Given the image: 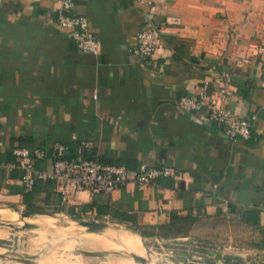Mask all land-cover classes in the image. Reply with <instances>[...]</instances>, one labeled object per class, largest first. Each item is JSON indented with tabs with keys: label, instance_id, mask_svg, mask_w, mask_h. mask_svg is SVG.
<instances>
[{
	"label": "crops",
	"instance_id": "1",
	"mask_svg": "<svg viewBox=\"0 0 264 264\" xmlns=\"http://www.w3.org/2000/svg\"><path fill=\"white\" fill-rule=\"evenodd\" d=\"M149 1L161 38L145 63L136 34L150 12L138 0H73L70 13L101 44L96 55L56 26L62 0H0V211L110 221L156 243H231L251 254L232 264H264V0ZM211 70L233 77L228 107L255 116L249 139L227 142L214 122L178 108ZM56 142L69 157L127 169L169 164L180 177L71 199L46 180L25 191L13 151ZM34 164L48 169L51 160ZM104 226V238L134 235Z\"/></svg>",
	"mask_w": 264,
	"mask_h": 264
},
{
	"label": "built area",
	"instance_id": "2",
	"mask_svg": "<svg viewBox=\"0 0 264 264\" xmlns=\"http://www.w3.org/2000/svg\"><path fill=\"white\" fill-rule=\"evenodd\" d=\"M138 2L146 5L150 14L136 34L137 55L142 61L149 63L159 47L161 29L155 21L151 1ZM73 8V0H62L56 26L66 32L81 53L99 54L101 44L92 32L89 21L82 15L71 14ZM244 60L247 61L246 58ZM234 95L235 86L231 74L227 71L211 70L200 86L178 99L177 106L184 112L198 114L197 119L202 123L214 122L221 128L227 142L245 141L253 132V121L256 118L254 115L249 119L242 117L236 110L228 107ZM90 145L89 141L81 143L83 148H89ZM13 154L18 158L22 170L21 182L25 191L32 190L36 180H46L53 182L56 190L65 199H71L82 191L109 193L128 183L144 187L159 177H180L179 172L169 164L157 168L142 164L138 169H127L120 164L103 163L97 158L69 157L68 147L59 142L46 149H15ZM47 159L51 160L50 168L35 167V161L43 163ZM187 249L207 257L218 253H221V257L230 255L231 258L251 256L248 250L231 243L212 247L205 242L191 240Z\"/></svg>",
	"mask_w": 264,
	"mask_h": 264
},
{
	"label": "rangeland",
	"instance_id": "3",
	"mask_svg": "<svg viewBox=\"0 0 264 264\" xmlns=\"http://www.w3.org/2000/svg\"><path fill=\"white\" fill-rule=\"evenodd\" d=\"M11 212L0 211V264H224L228 258L221 253L207 257L188 250L185 241L156 243L143 230L110 221ZM96 224L98 228H94ZM102 225L125 228L139 239L122 230L107 231L104 238L99 236ZM237 259L249 261L247 256L232 258L229 263Z\"/></svg>",
	"mask_w": 264,
	"mask_h": 264
},
{
	"label": "water",
	"instance_id": "4",
	"mask_svg": "<svg viewBox=\"0 0 264 264\" xmlns=\"http://www.w3.org/2000/svg\"><path fill=\"white\" fill-rule=\"evenodd\" d=\"M24 214H25V213H24ZM86 224H87V223H86ZM98 227H99V225H97V224L94 226V228H98ZM16 240H17V239H15L14 241L16 242Z\"/></svg>",
	"mask_w": 264,
	"mask_h": 264
},
{
	"label": "bare ground",
	"instance_id": "5",
	"mask_svg": "<svg viewBox=\"0 0 264 264\" xmlns=\"http://www.w3.org/2000/svg\"><path fill=\"white\" fill-rule=\"evenodd\" d=\"M16 211H17V210H16ZM13 213H16V212H15V211H13ZM21 215H22V216H24L25 214H24V213H22ZM102 226H103V225H102ZM102 226H101V227H102ZM101 227H100V228H101ZM104 227H105V226H104ZM107 231H108V230H107Z\"/></svg>",
	"mask_w": 264,
	"mask_h": 264
}]
</instances>
